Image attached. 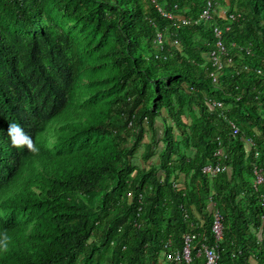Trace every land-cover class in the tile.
<instances>
[{
	"label": "trees",
	"instance_id": "obj_1",
	"mask_svg": "<svg viewBox=\"0 0 264 264\" xmlns=\"http://www.w3.org/2000/svg\"><path fill=\"white\" fill-rule=\"evenodd\" d=\"M218 2L196 23L204 0H0V264H163L185 234L205 264L215 211L218 264H264V0Z\"/></svg>",
	"mask_w": 264,
	"mask_h": 264
},
{
	"label": "built area",
	"instance_id": "obj_2",
	"mask_svg": "<svg viewBox=\"0 0 264 264\" xmlns=\"http://www.w3.org/2000/svg\"><path fill=\"white\" fill-rule=\"evenodd\" d=\"M205 1V9L199 16V20L196 21H204L209 22L215 20L216 16L223 17L226 19V11H220V6L218 0H204ZM161 13L167 17L172 19L173 16L171 14L162 12ZM237 16L234 14H230L228 19L229 20H236ZM179 22L187 23V20L184 18H179ZM230 30V26H227L225 29L221 27L220 25H216L214 27L213 33L215 36V44H214V50L210 54V61L211 65L214 69L213 71V80L215 83L218 82L220 78L221 71L224 69V61L228 59L229 62L232 61V59L229 56V53L227 51V48L224 44V36L225 32H228ZM158 40L156 41L157 44L162 45L163 44V37L162 34L158 35ZM176 45L179 46V42H176ZM215 106L218 108H222L223 105L221 103H215ZM242 134L239 127L236 125H232V136L233 137H239ZM247 145L249 148L253 149V147L256 146L254 140L247 139ZM216 156H222V152L218 151L216 153ZM259 158V153H256V159ZM226 169L225 166L221 165L220 163L217 164H208L203 172L207 176L214 177L218 175L219 173L223 172ZM254 176H255V187L258 188L259 186L264 184V175L263 170L260 166L255 165L254 167ZM222 215L219 211H215L214 213V222H213V233L215 237V244H219L223 241V225H222ZM197 239L196 235L192 234H185L183 236L184 245L181 250H173L172 249V242L168 241L166 243L165 248L169 251L165 254V263L163 264H189L192 262V253L193 250H195L194 242ZM205 246L203 245L201 250H199V255H204L205 257V264H218L221 257L219 253V249L217 246Z\"/></svg>",
	"mask_w": 264,
	"mask_h": 264
},
{
	"label": "clouds",
	"instance_id": "obj_3",
	"mask_svg": "<svg viewBox=\"0 0 264 264\" xmlns=\"http://www.w3.org/2000/svg\"><path fill=\"white\" fill-rule=\"evenodd\" d=\"M7 136L10 139L12 147L18 150L26 148L32 153L39 152V148L34 143L33 137L19 123H11L9 125Z\"/></svg>",
	"mask_w": 264,
	"mask_h": 264
},
{
	"label": "rangeland",
	"instance_id": "obj_4",
	"mask_svg": "<svg viewBox=\"0 0 264 264\" xmlns=\"http://www.w3.org/2000/svg\"><path fill=\"white\" fill-rule=\"evenodd\" d=\"M219 6H220V11H226L228 9L227 7H224L221 2L219 4Z\"/></svg>",
	"mask_w": 264,
	"mask_h": 264
},
{
	"label": "crops",
	"instance_id": "obj_5",
	"mask_svg": "<svg viewBox=\"0 0 264 264\" xmlns=\"http://www.w3.org/2000/svg\"><path fill=\"white\" fill-rule=\"evenodd\" d=\"M181 182H182V183L185 182V178H184V176L181 177Z\"/></svg>",
	"mask_w": 264,
	"mask_h": 264
}]
</instances>
